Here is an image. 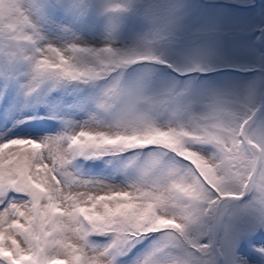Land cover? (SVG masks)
I'll return each mask as SVG.
<instances>
[{"label": "snow or ice", "instance_id": "6c2138e0", "mask_svg": "<svg viewBox=\"0 0 264 264\" xmlns=\"http://www.w3.org/2000/svg\"><path fill=\"white\" fill-rule=\"evenodd\" d=\"M33 5L0 0V61L23 66L33 92L88 89L92 110L55 135L0 143V264H119L145 241L134 264H207L200 236L233 202L264 215V122L247 100L174 110L171 95L147 93L159 63L147 47L48 43ZM97 161L100 174L81 171Z\"/></svg>", "mask_w": 264, "mask_h": 264}, {"label": "rangeland", "instance_id": "374dc122", "mask_svg": "<svg viewBox=\"0 0 264 264\" xmlns=\"http://www.w3.org/2000/svg\"><path fill=\"white\" fill-rule=\"evenodd\" d=\"M142 1L34 0V23L44 40L57 46L77 43L92 48L122 46L129 49L134 48L137 41L143 48L154 50L150 44L156 43L158 48H163V52H157L163 53L164 57L170 58L177 64L178 69L184 71L179 72L180 74L206 73L228 67L264 66V0H259V5L255 4L258 5L257 9L249 10V7L245 11L237 6H245L249 0H236L239 4L226 2L223 8L214 5L198 8L194 3L189 6L173 5L167 8L164 16L148 12L146 17L147 20L150 19V29L145 32L133 27L124 31L121 17L108 11L109 7L117 4L136 8ZM158 1L160 0H145L148 4L144 3L143 7H153ZM242 3L245 4L241 5ZM174 33L180 36L177 35L178 41L172 40ZM151 38H154L152 43ZM197 76L195 74L194 78ZM217 76L206 79L213 80ZM129 78L135 79L131 75ZM171 82L167 78L153 80L152 84H147V89L152 90L147 93L166 95L173 88ZM63 93L61 90L50 89L30 91L27 88L26 69L23 66L7 68L0 61V143L17 137L35 139L38 136L55 135L68 122L87 121L92 110L87 96L79 92ZM263 98L264 78L261 75L245 82L230 80L215 85L187 82L183 90L173 96V109L190 115H200L215 102L239 108L247 100L248 107L252 108L262 102ZM53 104L60 108L61 113L58 116L49 115ZM43 122L50 123L51 126L43 127ZM261 122H264V118ZM104 167L99 161L94 164L88 162L81 166V171L86 175H97ZM244 209L254 219H264V215L251 207L249 202ZM221 230L224 232L221 253H215L213 259L207 260V264H264V261L256 262L245 253H238L235 240L239 230L230 222L220 224L211 232L213 248L216 247L217 233ZM104 242L99 237L94 240L96 244ZM149 247L150 243L145 241L124 256L119 264H134ZM256 248H264L261 240L256 242Z\"/></svg>", "mask_w": 264, "mask_h": 264}, {"label": "trees", "instance_id": "16d2710c", "mask_svg": "<svg viewBox=\"0 0 264 264\" xmlns=\"http://www.w3.org/2000/svg\"><path fill=\"white\" fill-rule=\"evenodd\" d=\"M249 1H250L249 3H246V4L242 3L241 5L243 4L248 5L249 7H251L249 10H255L257 9L256 6L261 4L259 0H249ZM219 2H223L224 4H217V2L213 0H160L153 7L144 8L143 7L144 3L145 4H148V3L145 2V0H143L142 2L139 3V5L136 8H131L129 5L124 6V5L117 4L121 6L124 9V11L117 12L116 14H118L121 17V20L124 21L122 23V26H124V31L128 28L133 27V28L140 29L141 32H145V30L150 29V25H149L150 19L147 20V17H146L148 15V12H152L153 14L159 13L161 14V16H164L168 7L171 8V6L179 5V4L189 6L190 4L193 5L192 3H194L198 8L200 6L205 7L204 5L222 6V7H217V8H223V6H226L225 5L226 2H229V4H233V3L239 4V2H237L236 0H230V1L220 0ZM256 3L258 5H255ZM256 32H259V30H256ZM177 35L178 34L176 33L172 34V37H173L172 40L178 41L179 35L178 36ZM153 40L154 38H151V43L154 42ZM137 43L138 42L136 41V45L134 48L126 49L122 46H117V47H114V49L120 52H129V51H135V50L142 49L143 46ZM150 46L154 50H149V51L152 53L153 56L156 57L159 63H153L147 66L148 68V83L147 84L150 85L152 84L153 80H157V79L167 78L168 80H171L172 81L171 83L173 84V88L166 95L172 94V97L177 95L179 92H181L183 90V87L187 84V82H192L194 84L202 83L205 85L206 84L215 85L218 82H224V81H230V80L245 82V80L253 79L259 75L263 76L264 78V66L257 68L256 67L257 65H253L251 67H246V68L245 67L244 68L228 67L226 69L224 68L223 72L218 73L219 75L215 74V75L210 76V77H214L218 75L217 77L213 78V80L206 79L204 77L194 78L195 74H193V76L191 77H186L182 80V79H179L180 77L178 76V74H180L179 72H184V71H181V69H178L177 64L173 62L170 58L164 57L162 55L163 53L160 54L157 52V51L163 52L162 51L163 48H158L156 43L150 44ZM167 69L171 72H168ZM253 70H256V72H253ZM247 71L253 72V73L245 74V72ZM210 72H206V73H210ZM137 74H138L137 72H132L129 75L136 78ZM60 90L62 91V93L63 91L64 93H67V92L82 93V95L87 96V102L92 104L91 94L90 93L87 95L85 94L89 92V90L86 88L77 89L75 86H69L67 89H60ZM151 91L152 90L150 88L147 89V92L151 93ZM159 95H162V94H159ZM260 104L261 102L258 105L252 107L251 109L255 112L258 106H260ZM52 111L61 113L59 106L55 104H53L52 106ZM55 116H58V115H55ZM263 118H264V106L259 110V112L257 113L254 119L257 120V122H261ZM248 202L249 201L247 200V198L244 201L233 202V204L227 210V213L224 216L221 224L224 222H230L231 225L235 226L239 230V235H237L236 240H235L236 242L235 245H236V248L238 249V253L239 252L245 253L247 257L251 259H255L256 262L264 261V256L256 248V242H258L259 240H261L264 244V219L256 220L252 217L253 215L251 216L250 213H248L249 211L244 212L245 209L243 210V208L245 207V204ZM223 234L224 232L222 230L217 233V236H216L217 249H215V247L213 248V241H212L211 233L204 232L202 234V237H200L202 243L206 242V244L212 246V248H209V251L206 254L207 260L213 259L214 254L217 253L218 251L221 253L220 246L222 245ZM203 235H204V238H203Z\"/></svg>", "mask_w": 264, "mask_h": 264}, {"label": "water", "instance_id": "95a60500", "mask_svg": "<svg viewBox=\"0 0 264 264\" xmlns=\"http://www.w3.org/2000/svg\"><path fill=\"white\" fill-rule=\"evenodd\" d=\"M263 103H264V101H263Z\"/></svg>", "mask_w": 264, "mask_h": 264}]
</instances>
